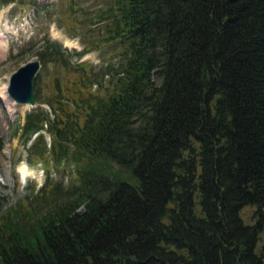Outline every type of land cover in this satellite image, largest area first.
Masks as SVG:
<instances>
[{"label":"trees","instance_id":"obj_1","mask_svg":"<svg viewBox=\"0 0 264 264\" xmlns=\"http://www.w3.org/2000/svg\"><path fill=\"white\" fill-rule=\"evenodd\" d=\"M87 18L81 51L26 44L67 82L42 97L37 74L50 110L13 132L28 164L70 171L0 208V264H264V0H103ZM103 43L113 62L77 61Z\"/></svg>","mask_w":264,"mask_h":264},{"label":"rangeland","instance_id":"obj_2","mask_svg":"<svg viewBox=\"0 0 264 264\" xmlns=\"http://www.w3.org/2000/svg\"><path fill=\"white\" fill-rule=\"evenodd\" d=\"M72 2L74 7H70ZM102 5L103 0H37L36 6L9 4L0 7V94L5 95V100H0V193L6 194L1 209L26 194L29 182L34 183L35 188L40 186L46 169L49 176L54 180L61 179L64 184L70 171L66 166L53 165L49 161L44 164L45 167L40 163L30 165L26 161V151L18 137L19 131L14 133L13 127L16 122L21 123L24 112L31 107L15 106L9 100L5 91L8 77L20 64L38 59L35 52L37 46L26 45L30 39L37 44L44 35L50 41L60 44L61 48H66L68 52L81 51L91 44L98 38V31L93 30L96 24L90 23L91 19L86 17H90L91 12ZM82 17L86 21L79 24ZM70 58L74 59L73 56ZM115 58V50L110 44L103 43L98 47L88 48L77 61L98 68V65L113 62ZM69 73L70 77L74 76L72 72ZM38 74L43 80L42 97L47 94V89L50 92V79L55 75L61 84L67 82V75L55 65H42ZM35 106L50 110L45 100L36 101ZM44 136L48 141L47 133H44ZM20 166L26 168V174L23 176L18 170ZM250 209L245 207L241 212L248 216Z\"/></svg>","mask_w":264,"mask_h":264},{"label":"water","instance_id":"obj_3","mask_svg":"<svg viewBox=\"0 0 264 264\" xmlns=\"http://www.w3.org/2000/svg\"><path fill=\"white\" fill-rule=\"evenodd\" d=\"M40 68L39 60L31 59L20 64L8 77L6 93L8 98L17 105L28 104L33 106L32 80Z\"/></svg>","mask_w":264,"mask_h":264},{"label":"bare ground","instance_id":"obj_4","mask_svg":"<svg viewBox=\"0 0 264 264\" xmlns=\"http://www.w3.org/2000/svg\"><path fill=\"white\" fill-rule=\"evenodd\" d=\"M0 96H1V98H3V96H5V95L4 94H1ZM8 109L10 110V108H8ZM18 170H19V173H20L21 176H23V175L26 174V168L24 166H20L18 168Z\"/></svg>","mask_w":264,"mask_h":264}]
</instances>
